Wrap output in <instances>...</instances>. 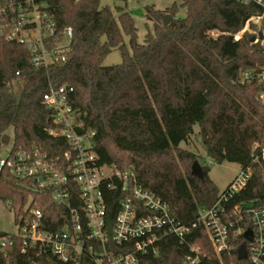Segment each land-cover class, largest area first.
Instances as JSON below:
<instances>
[{"label":"trees","instance_id":"16d2710c","mask_svg":"<svg viewBox=\"0 0 264 264\" xmlns=\"http://www.w3.org/2000/svg\"><path fill=\"white\" fill-rule=\"evenodd\" d=\"M172 1L166 11L145 6L144 16L153 28L139 44L133 16L123 6L112 9L101 0H49L57 26H71L73 35L66 60L47 69L32 67L23 46L0 36V141L12 128L13 149L36 146L51 155L61 153L66 144L48 135L51 111L42 98L50 84L71 85L70 103L95 132L99 163L119 170L131 168L138 182L166 201L172 215L190 228L182 238L163 236L157 242L158 254L140 256L139 264H185L187 255L195 256L193 247L206 254L199 256L197 264H252L247 256H238L239 244L245 241L242 236L230 251L213 250L199 211L213 205L220 191L207 165L200 164L203 180L191 174L197 157L180 144L197 126L208 157L250 171L246 185L230 204L253 202L264 207V102L259 97L264 86L239 81L242 71H262L264 50L250 42L258 30L251 21L238 41L232 37L259 10L236 0ZM180 8L185 10L183 16L178 15ZM164 14L172 16L166 26ZM123 34L129 36L132 53ZM115 48L121 51V62L104 65ZM31 195L33 204L51 213L60 225L59 212L64 210L48 192L36 193L4 168L0 171V200L11 203L16 216ZM105 195L110 230L120 194L106 191ZM2 235L6 232L0 231ZM108 246L125 252L131 243ZM0 264L71 263L36 246L23 253L16 238L13 246L0 250ZM79 264L94 262L84 255Z\"/></svg>","mask_w":264,"mask_h":264},{"label":"built area","instance_id":"2783aa9c","mask_svg":"<svg viewBox=\"0 0 264 264\" xmlns=\"http://www.w3.org/2000/svg\"><path fill=\"white\" fill-rule=\"evenodd\" d=\"M236 1L255 6L259 13L232 35L233 40L241 38L251 21L258 25L254 36L260 31L263 33L260 42L264 47V0ZM72 35L71 26H57L49 10V0H0V36L23 46L34 68L47 69L64 62ZM239 81L241 84L257 81L264 86V68L261 72L242 71ZM73 91L71 85L50 84L42 98L51 111L52 126L47 128L48 135L66 144L61 153L51 155L36 146L15 150L12 144L7 156L0 158V171L4 168L36 193L50 194L51 201L64 210L59 212L60 225L51 213L33 204L31 195L17 216L12 210L15 230L0 236V250L13 246L17 238L23 253L27 247L36 246L50 250L66 263L79 264L84 255H90L94 264H139L140 256L158 254L157 242L163 236L182 238L190 228L172 215L166 201L138 182L131 168L119 170L99 163L93 143L95 132L85 126L80 111L70 103ZM259 97L264 102V88ZM261 153L264 159V147ZM249 178V169L241 170L213 205L200 209L199 220L217 254L230 251L242 236L246 241L245 256L252 264H262L264 207L253 202L230 204ZM106 191L120 194L110 230L106 222ZM247 229L251 230L250 240L244 237ZM109 243H131V248L114 252ZM191 250L195 256L187 255L185 264H197L199 256L206 255L199 248Z\"/></svg>","mask_w":264,"mask_h":264},{"label":"rangeland","instance_id":"374dc122","mask_svg":"<svg viewBox=\"0 0 264 264\" xmlns=\"http://www.w3.org/2000/svg\"><path fill=\"white\" fill-rule=\"evenodd\" d=\"M172 0H125V1H113V0H101L103 5H108L114 9L116 5H120L129 11L134 19L136 31V41L139 44L144 43L145 35L148 30H152L153 23L148 21L144 16V8L146 5H153L155 9L166 11V8L172 4ZM184 9H179L178 15L183 16ZM123 40L127 47V50L132 53V48L129 43V36L123 34ZM122 60L121 51L118 48L113 49L104 59V65H113L120 63ZM198 127H194V133L190 136L189 140L182 142L180 148L187 152H192L197 157V161L201 165H207L209 167V177L216 184L220 192L224 191L228 184L237 176L241 171L240 166L237 163L224 161L222 163H216L210 157L207 156L203 149L200 138L197 135ZM9 135V142L3 144L0 141V158H5L10 152L13 144V130L9 128L5 133ZM15 225L13 223V212L9 202L0 200V231L1 232H13Z\"/></svg>","mask_w":264,"mask_h":264},{"label":"water","instance_id":"95a60500","mask_svg":"<svg viewBox=\"0 0 264 264\" xmlns=\"http://www.w3.org/2000/svg\"><path fill=\"white\" fill-rule=\"evenodd\" d=\"M172 20V16L170 14H164L162 16V23L164 26L168 25L170 23V21ZM263 38V33L260 31L258 32V36H252L250 38V42H253V46L259 50V51H263L264 47L261 45V40ZM258 39L256 42L255 40ZM9 135L4 134L1 138V142L3 144H7L9 142ZM191 174L193 176H196L197 178H199L200 180H203L204 178V173H203V169L202 166L200 165V163L197 160H194L192 162L191 165ZM244 237L248 240L251 239V230L247 229L244 233ZM238 256L239 257H244L245 256V243H242L239 247V249L237 250Z\"/></svg>","mask_w":264,"mask_h":264}]
</instances>
